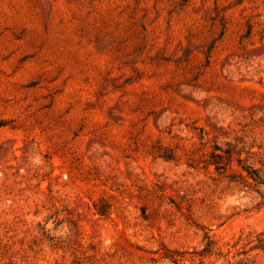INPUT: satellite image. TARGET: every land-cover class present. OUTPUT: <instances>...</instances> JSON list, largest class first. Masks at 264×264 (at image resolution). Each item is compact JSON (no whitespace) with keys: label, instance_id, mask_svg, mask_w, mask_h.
Returning <instances> with one entry per match:
<instances>
[{"label":"rangeland","instance_id":"rangeland-1","mask_svg":"<svg viewBox=\"0 0 264 264\" xmlns=\"http://www.w3.org/2000/svg\"><path fill=\"white\" fill-rule=\"evenodd\" d=\"M261 233L264 0H0V264Z\"/></svg>","mask_w":264,"mask_h":264},{"label":"trees","instance_id":"trees-1","mask_svg":"<svg viewBox=\"0 0 264 264\" xmlns=\"http://www.w3.org/2000/svg\"><path fill=\"white\" fill-rule=\"evenodd\" d=\"M257 243L252 248L264 249V234H259L257 237ZM241 253L232 252L229 248L224 250L212 239H209L203 249L184 250L179 252L177 255H167L175 264H215L221 258H224L228 264H257L256 261L244 251V255L236 258ZM213 258L211 260L210 258ZM189 261V263H186Z\"/></svg>","mask_w":264,"mask_h":264}]
</instances>
